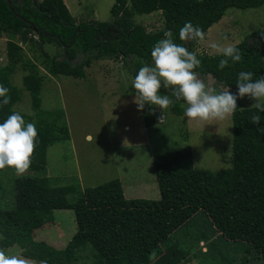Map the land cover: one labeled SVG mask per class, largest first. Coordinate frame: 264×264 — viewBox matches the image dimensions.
<instances>
[{"label": "trees", "instance_id": "16d2710c", "mask_svg": "<svg viewBox=\"0 0 264 264\" xmlns=\"http://www.w3.org/2000/svg\"><path fill=\"white\" fill-rule=\"evenodd\" d=\"M263 5L264 0H115L110 21L76 23L64 0H0V37L18 38L29 51L37 48L41 58L39 64L30 58L23 62L27 70L23 87L29 92L31 107L38 115L34 122L38 137L30 169L44 170L47 148L68 135L66 127H57L55 117L51 120L39 117L44 114L40 98L44 76L39 67L51 76L81 79L85 78L86 68L92 61L120 58L134 79L140 67L152 62L151 50L155 43L164 38L165 31H171L176 43L184 44L201 60V66L195 69L198 74L213 78L217 91L218 87H229L235 94L239 72H253L254 80L264 78V31L252 32V42L248 41L249 35L235 44L242 53V61L235 64L229 61V66L220 70L218 62L224 57L219 53H197L198 42L180 41L179 29L190 21L206 34L229 8ZM155 11H160L163 18L161 27L155 31H147L133 19L134 15ZM45 44L57 47L58 52L50 55L43 49ZM7 79L6 68L1 67L0 85L10 90L11 100L8 105L0 106V123L18 112L15 105L21 99L18 88ZM182 103L177 102L169 111L184 115ZM237 106L235 114L230 116L232 186L229 189L212 186L209 175L193 167L192 150L185 146L153 156L159 189L157 200L128 199L120 181L112 179L84 188L73 201L56 187L48 191L49 206H34L28 201L30 205L0 207V236L3 237L0 248L6 250L17 245L24 257L38 263L47 260V264H75L77 253L85 248L93 252L94 261L90 264H180L189 261L188 252L179 248L171 251V247L162 252L160 245L197 211H203L220 237L245 246L253 252L254 264H264V132L257 131L258 127H264V112L260 113V124L253 125L250 117L257 110L242 107L240 99ZM156 111L160 114L161 109L145 105L141 111L145 127L158 128L156 123L160 119ZM20 114L26 123L31 119ZM61 117L59 114L57 118ZM55 209L72 210L76 224V231L61 249L33 238L35 230L53 221ZM201 252L207 254V250Z\"/></svg>", "mask_w": 264, "mask_h": 264}, {"label": "rangeland", "instance_id": "374dc122", "mask_svg": "<svg viewBox=\"0 0 264 264\" xmlns=\"http://www.w3.org/2000/svg\"><path fill=\"white\" fill-rule=\"evenodd\" d=\"M114 2L64 0L76 23L110 21V9ZM133 19L149 32L160 28L163 21L160 11L134 15ZM259 30L264 31V5L249 9L229 8L221 20L207 30L205 40L198 42L195 51L217 54L210 44L235 45ZM225 36L227 39H224ZM7 37H0V68H6L7 80L19 90L21 99L15 109L31 117L27 123H34L38 115L31 107L29 92L23 87L22 79L27 72L23 62L30 58L39 64L40 53L37 48L29 51L18 38ZM253 39L251 36L248 41ZM43 49L48 50L50 55L58 52L57 47L47 44ZM39 71L44 76L40 91L44 114L39 117L48 120L55 117L57 127H66L68 135L47 148L44 170L29 168L25 173L18 174L15 169L4 168V172L0 173V207L49 206L48 191L56 187L67 195L69 201H73L84 188L112 179L120 181L123 194L128 199L157 200L159 189L152 166L153 156L185 146L192 150L193 167L204 170L212 186L226 190L232 186L231 117L222 121H197L165 109L160 112L159 119H162L159 124L156 123V130L155 127H145L141 111L133 103V77L120 58L92 61L86 68L85 78L81 79L51 76L42 67ZM199 78L213 87L214 80L210 76L199 74ZM217 89L218 92L224 90L223 87ZM165 91L163 87L160 89L161 94ZM240 103L242 107H252L254 101L246 96L240 99ZM47 112H51V116H47ZM59 114L61 118H57ZM57 133L60 134L58 129ZM89 135L93 137L92 141L86 140ZM52 213L53 221L35 230L33 238L61 249L76 231L74 212L55 209ZM212 233V226L206 222L204 212L197 211L189 222L162 242L161 247L188 252L190 260L182 264H250L255 259H252L253 252L245 246L236 241L227 242L217 231L212 237ZM200 238L204 243L198 246ZM206 250L207 254L201 252ZM5 251L9 255H21V248L17 245ZM77 258L75 264L94 261L89 248L77 253Z\"/></svg>", "mask_w": 264, "mask_h": 264}, {"label": "clouds", "instance_id": "9594fccd", "mask_svg": "<svg viewBox=\"0 0 264 264\" xmlns=\"http://www.w3.org/2000/svg\"><path fill=\"white\" fill-rule=\"evenodd\" d=\"M178 35L182 42L205 40L203 29L190 21L179 29ZM210 47L224 57L218 62L220 70L229 66V61L235 64L243 59L241 51L234 45L212 43ZM151 58L152 64L140 67L132 81L135 90L133 103L137 105L138 111H142L146 104L158 106L163 111L182 101L184 115L188 119L222 121L234 115L238 108L237 100L247 96L254 101L251 106L257 110L251 115L250 122L253 125L260 124V113L264 112V78L254 80L253 72L241 71L236 80L235 94L230 92L229 87L218 92L201 80L195 71L201 66L197 54L189 51L184 44L176 43L171 31H165L164 38L155 43ZM162 87L168 90V94H161ZM9 92L7 87L0 85V106L10 103ZM161 119L162 117L160 122ZM257 131L264 132V127H258ZM37 137L38 131L34 123H26L19 112L8 115L0 123V169L8 167L15 169L18 174L25 173L31 166ZM86 140L92 141L93 137L89 135ZM0 239L3 237L0 236ZM0 264L35 262L23 255H9L5 249L0 248ZM39 264H47V260H41Z\"/></svg>", "mask_w": 264, "mask_h": 264}, {"label": "crops", "instance_id": "0c3cea01", "mask_svg": "<svg viewBox=\"0 0 264 264\" xmlns=\"http://www.w3.org/2000/svg\"><path fill=\"white\" fill-rule=\"evenodd\" d=\"M200 212H203V211H200ZM204 215L206 216V222L209 224V225H211L212 226V237L214 236V234L216 233V229H215V227L211 224V220H210V218L204 213ZM192 218V217H191ZM191 218H189L186 222H189L190 220H191ZM185 222V223H186ZM218 232V231H217ZM204 243V241L203 240H200V241H198V246H200V244H203ZM161 246V245H160ZM162 249V252H164L165 251V248H161ZM189 258H190V254H189ZM190 260V259H189ZM180 264H182V262L180 263Z\"/></svg>", "mask_w": 264, "mask_h": 264}, {"label": "water", "instance_id": "95a60500", "mask_svg": "<svg viewBox=\"0 0 264 264\" xmlns=\"http://www.w3.org/2000/svg\"><path fill=\"white\" fill-rule=\"evenodd\" d=\"M9 1V0H8ZM160 114L158 111H156V117L159 118Z\"/></svg>", "mask_w": 264, "mask_h": 264}]
</instances>
